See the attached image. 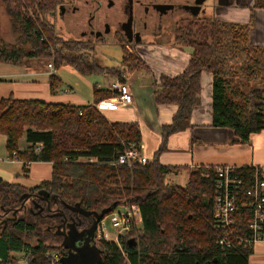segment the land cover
I'll list each match as a JSON object with an SVG mask.
<instances>
[{
    "label": "trees",
    "instance_id": "obj_1",
    "mask_svg": "<svg viewBox=\"0 0 264 264\" xmlns=\"http://www.w3.org/2000/svg\"><path fill=\"white\" fill-rule=\"evenodd\" d=\"M2 1L15 42L0 44V63L22 65L29 59L52 60L55 69L64 64L81 76L101 75L123 83L125 74L148 70L142 58L124 51L120 66L103 67L80 54L92 51L88 42L83 45L58 37L46 16H53L64 0ZM252 8L264 9V0H253ZM196 21L202 25L195 32L196 37L176 38L180 41L177 46L191 50L184 71L152 82L155 103L172 104L177 110L171 123L162 126L161 144L145 165H114L126 146L133 144L138 148L141 133L136 123H108L97 111L96 104L116 95L111 91L95 85L93 103L85 106L12 96L0 99V135L5 137L8 154L15 152L24 162L23 173L28 171L30 162H49L52 166L50 180L31 189L0 179V264H14L15 259L9 256L13 252L24 253L29 264L47 263L45 253L53 249L43 245L45 239L30 245L21 237L40 234L41 226L52 229L60 222L59 216L48 211L46 202L37 198L38 192L55 197L50 204L60 207L67 216L78 217L82 227L91 225L90 217L76 215L64 205H79L84 211L96 213L125 205L138 207L141 220L137 241L132 238L133 243H128L129 240L121 239L123 255L115 242L97 240L101 255L98 264H248L252 248L223 250L216 243L218 232L212 224L214 169L199 168L189 174L185 186H169L164 179L170 168L158 162L167 138L189 127L192 111L199 104L203 72L211 75L213 127L230 129L240 143L264 131V46L250 44V24L217 19ZM61 85L56 75H50L52 94ZM21 138L28 145L23 151L18 148ZM37 144L42 147L35 152ZM78 158H96L97 162L83 163ZM236 173L250 177L252 170L242 167ZM26 194L30 207L33 208L32 199H36L41 212L26 209L25 202L20 211L26 212L27 217H5L21 206V197ZM6 210L9 213L3 214ZM248 217V211L241 213L238 227L246 225ZM133 232L131 229L128 235Z\"/></svg>",
    "mask_w": 264,
    "mask_h": 264
},
{
    "label": "crops",
    "instance_id": "obj_2",
    "mask_svg": "<svg viewBox=\"0 0 264 264\" xmlns=\"http://www.w3.org/2000/svg\"><path fill=\"white\" fill-rule=\"evenodd\" d=\"M217 8L213 18L232 24H250L249 42L264 46V9H253V0H216ZM139 57L148 70L140 69L127 73L124 83L129 86L131 104H117L97 110L108 123H136L141 138L138 150L149 161L161 144V128L169 125L177 107L172 104L157 105L154 100V86L160 76H176L184 71L191 50L174 44L168 46L150 43L136 45ZM26 63V61L24 62ZM16 66L0 63V99L12 96L14 99L39 100L51 104H71L75 106L93 103L94 85L85 81L82 85L90 89V94L74 91L65 84L58 69L50 71L48 62L32 67L25 64ZM61 80L60 89L52 94L49 89L50 75ZM83 77V76H82ZM113 78L103 76L106 90ZM211 75H201L199 104L193 109L189 127L167 138L166 149L158 155V162L170 170L165 175V184L185 186L189 174L199 168L229 166L233 168L258 166L264 168V131L250 135L248 141L240 143L230 129L216 128L211 124ZM28 146V145H27ZM24 148H19L23 151ZM5 148V137L0 135V179L17 183L27 189L34 188L51 178L52 166L49 162H30L28 171L22 172L23 161L9 159ZM30 207V205H29ZM10 253L14 264H29L23 256ZM1 262V259H0ZM248 264H264V233L254 244L248 257Z\"/></svg>",
    "mask_w": 264,
    "mask_h": 264
},
{
    "label": "built area",
    "instance_id": "obj_3",
    "mask_svg": "<svg viewBox=\"0 0 264 264\" xmlns=\"http://www.w3.org/2000/svg\"><path fill=\"white\" fill-rule=\"evenodd\" d=\"M23 1V0H18ZM50 71H54L53 62L47 64ZM97 88H100L98 85ZM116 95L100 101L96 104L97 110L112 107L117 104H131L132 96L126 83L113 79L107 89ZM41 144H37L35 152L39 151ZM9 159H18L13 152ZM88 164L97 162L96 158H78ZM149 162L140 154L138 148L133 144L126 146L124 151L118 155L114 165H123L128 168L134 165H145ZM250 177H241L236 173L237 168L222 166L215 167L213 178L214 195L212 198V224L218 232L216 243L223 250L234 247L253 248L254 244L262 239L264 233V168L258 166L250 167ZM207 176V175H206ZM244 211H248L249 217L246 225L238 227V217ZM110 223L117 231L116 239L113 240L119 247L120 240L124 239L131 229L140 223V213L136 205H125L124 211L113 210L109 214ZM103 220L97 224L96 239L112 241L103 231ZM65 250L61 247L57 251L45 253L46 264H62Z\"/></svg>",
    "mask_w": 264,
    "mask_h": 264
},
{
    "label": "rangeland",
    "instance_id": "obj_4",
    "mask_svg": "<svg viewBox=\"0 0 264 264\" xmlns=\"http://www.w3.org/2000/svg\"><path fill=\"white\" fill-rule=\"evenodd\" d=\"M112 1H114L115 6H117L119 0H112ZM147 1H155V2L170 1L173 2L174 3L173 5L176 8H179L180 10L179 11L177 10V13L173 16L170 15L163 17L160 32L158 34H153V33L149 34L148 37L145 38L143 44H145L148 41H151L150 44H155V45H165V46H168L170 44L176 45L177 43L178 44L180 43L179 40H176L178 36L181 37V39L187 38L188 40H191L192 38L196 37L195 32H197V30L202 27V25L197 24L196 19H199L201 21L214 19L213 12L214 10L216 11L217 8L216 0H204L201 5V12L198 15L194 16L189 11H186L184 8L187 6H193L196 0H147ZM76 2H77L76 0H64V3H70L72 5L75 4L78 7H81V5H78ZM101 3H102V7L97 12L95 18V23L97 25H101L102 18H104V16L110 17L109 20L111 22V25L113 24V20L120 19L119 12L115 9V7L108 9L106 7V3H107L106 0H101ZM93 7L94 4H89L88 8H82L83 11L79 13L80 18H78L80 23L86 22V17H87L86 13L89 10H92ZM59 8L60 6L57 7L56 11L54 12L55 14L53 16L51 15L46 16V20L54 26L56 35L60 37L62 40H71V42L72 40H75L83 43V45L86 44V42H88L86 45L89 46V48L92 49V51H88V52L86 51L83 53L80 52V54H86L88 55L89 59H95V61L99 65L110 68L121 65L120 62L123 56V51L126 54H130L134 58H137L139 56L135 45L132 44L127 46V44L123 42L120 38H118V40L116 41H112L110 40L111 37H108L109 39L98 42L97 41L89 42L83 40V38H80L78 36L79 35L78 32L81 26L83 27V25L79 26V28L77 27L75 28L74 26L66 24V20L60 15ZM29 13L31 14L30 11ZM193 21H196L195 25H193ZM114 25L115 23L113 24V26ZM14 42H15V37L11 32L9 15L6 12V6L4 2L0 0V44L1 43L13 44ZM73 48H77V46L73 44ZM51 61L52 60L44 61L42 59H29L26 60V63L24 64L27 65L28 67H32L44 62L50 63ZM58 73L61 76L62 80L65 82V84L71 86L74 89V91H78L80 93H84L86 91V94L88 95L90 94L91 88L88 90L82 85V83L84 82L82 78H84L85 81L89 83V86L91 85L98 86L104 84L103 76L90 75V76L82 77L69 66L60 67L58 69ZM21 147L22 148L27 147V143L24 138H21L19 141L18 148ZM79 162L85 163L84 161H79ZM204 177H206V174L204 175ZM29 205H30L29 201L26 202L25 208L28 209ZM114 210L117 212L124 211V206H119ZM54 212L57 213L56 211ZM22 216L27 217L28 215L26 214V212L20 211L17 214L9 213L5 217L7 218L13 217L14 219H16L17 217H22ZM109 217H110L109 214L104 217L103 231L104 233L107 234L108 238L113 241L116 239L117 231L110 223ZM58 224L60 225V223ZM55 227H53V229L50 231V234L48 235L44 234L46 233V230L48 228L46 225H43L39 228L40 234L38 233L24 234L21 235V237L26 243L30 245H34L39 240H43L42 238H44L45 241L43 240V245L53 249L52 251H57L59 249V246H61L62 238L53 237V235H55ZM135 227H136L134 228L135 230L133 229L134 232L126 236L123 240H130L133 238L135 241H137L138 234L140 233L139 232L140 223L137 224ZM16 255L21 257L24 255V253L19 252ZM97 259L99 260L101 259V255L99 253H97Z\"/></svg>",
    "mask_w": 264,
    "mask_h": 264
},
{
    "label": "flooded vegetation",
    "instance_id": "obj_5",
    "mask_svg": "<svg viewBox=\"0 0 264 264\" xmlns=\"http://www.w3.org/2000/svg\"><path fill=\"white\" fill-rule=\"evenodd\" d=\"M76 1L78 5H81V7H78L75 4L72 5L70 3H63L60 5L61 9L59 10V12L60 15L66 20V24L74 26L75 28H79V26L83 25V27L81 26L78 32V36L80 38H83V40L89 42L105 41L109 39L108 37H111L110 40L112 41H116L118 40V38H120L127 44V46L132 44L135 46L138 44H143L145 38L148 37L149 34H158L161 30L163 17L170 15L173 16L177 13V10H180L173 5V2L170 1L155 2L147 0H119L117 6H115L114 1L106 0V7L108 9L115 7V9L119 12L120 19L113 20V24L115 23V25L113 26V24L111 25V22L109 20L110 17L104 16V18H102L101 25H97L95 23V18L97 12L102 7L101 0ZM89 4H94V7L92 8V10H89L86 13V22L80 23L78 20V18H80L79 13L83 11L82 8H88ZM162 5L168 7H161ZM150 42L151 41H148L146 43ZM35 200L36 199H32L33 202L31 201V204L35 210L41 212V208ZM34 203H36V206ZM33 208L30 207L29 209L32 210ZM49 208L51 210L48 211L51 213V215H54V211L61 210L60 207L56 206L55 204L51 205L50 203ZM59 217L60 224L63 217H65L68 223L72 221L78 223L79 229H88L93 223L92 218H89L91 225L89 227H82L80 225L78 217H73L72 215L67 216L66 214H63V216ZM52 229H49L48 227L46 231L50 232ZM93 235V241L96 245V229Z\"/></svg>",
    "mask_w": 264,
    "mask_h": 264
},
{
    "label": "water",
    "instance_id": "obj_6",
    "mask_svg": "<svg viewBox=\"0 0 264 264\" xmlns=\"http://www.w3.org/2000/svg\"><path fill=\"white\" fill-rule=\"evenodd\" d=\"M203 1L204 0H196L193 6H187L184 9L189 11L194 16L198 15L201 12V5ZM161 7L168 6L162 5ZM60 9L61 7L59 10ZM28 198L29 194L23 195L21 197V206L15 209L12 213L16 214L19 212L24 207V204ZM37 198L45 201L47 203L48 210H51L49 208V203L51 201L55 202V197H49L45 192H38ZM34 204L36 206V203ZM64 206L76 215L92 218L93 223L88 229H79L78 223H75V221L68 223L66 218L63 217L61 224L55 227V235L62 238L61 247L65 250V256L61 260L62 264H98L101 259H97V253L100 254V251L94 244L93 234L97 224L104 218L106 212H110L111 209L101 213H96L84 211L79 207V205ZM112 211L113 210H111V212ZM56 212L57 213H54L55 216H63L62 210H57ZM8 213V210L3 212V214ZM128 243H133V240H129Z\"/></svg>",
    "mask_w": 264,
    "mask_h": 264
}]
</instances>
